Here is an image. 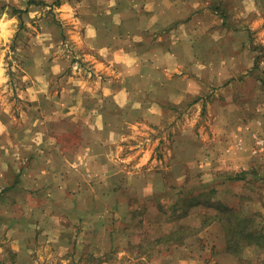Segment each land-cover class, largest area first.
I'll return each instance as SVG.
<instances>
[{
  "label": "crops",
  "instance_id": "crops-1",
  "mask_svg": "<svg viewBox=\"0 0 264 264\" xmlns=\"http://www.w3.org/2000/svg\"><path fill=\"white\" fill-rule=\"evenodd\" d=\"M65 2L64 34L72 64H80L65 72L69 49L60 48L59 40L37 44L42 56L30 47L27 85L16 94L24 106L15 109L13 102L14 108L0 111V153H8L0 157V179L1 168L14 174L0 183V201L13 192L48 196L52 205L71 209L85 238L96 241L101 234L89 229L87 217L108 203L122 208L135 190L132 176L147 161L142 148L132 169L122 153V142L138 128L136 114L152 121L169 105L203 101L212 66L216 79L226 80V65H253L250 43L252 34L264 36V0ZM53 43L58 51L44 47ZM253 101L258 104L256 96ZM69 194L87 200L78 205ZM24 221L28 226L34 220L22 216V226ZM29 236L35 238L33 232ZM185 254L173 248L157 264H194Z\"/></svg>",
  "mask_w": 264,
  "mask_h": 264
},
{
  "label": "rangeland",
  "instance_id": "rangeland-1",
  "mask_svg": "<svg viewBox=\"0 0 264 264\" xmlns=\"http://www.w3.org/2000/svg\"><path fill=\"white\" fill-rule=\"evenodd\" d=\"M65 1L78 2L0 0V111L24 106L16 94L27 85L30 47H36L33 55L42 56L37 44L59 40L60 48L69 49L64 55L71 65L65 72L79 66L71 62L74 55L64 34ZM250 44L254 64L226 65V80L216 79L218 69L212 66L203 101L169 105L152 121L136 114L138 128L122 142V153L132 169L142 148L149 153L147 161L132 176L135 190L124 197L122 208L108 203L111 207L87 217L93 223L89 229L100 232L99 240L86 239L71 209L52 205L48 196L7 193L0 201V264H157L173 248L189 252L194 264L198 256L201 264H264V249L247 246L237 258L225 249L220 223L212 218L205 225L200 218L214 214L217 205L235 206L243 214L256 213L264 227V36L252 34ZM44 47L58 51V44ZM7 156L0 153L1 159ZM1 171L0 183L14 177L10 167ZM70 195L78 205L87 200ZM22 216L34 221L22 226ZM180 225L193 234L163 244L162 236ZM60 236L68 239L60 243Z\"/></svg>",
  "mask_w": 264,
  "mask_h": 264
},
{
  "label": "trees",
  "instance_id": "trees-1",
  "mask_svg": "<svg viewBox=\"0 0 264 264\" xmlns=\"http://www.w3.org/2000/svg\"><path fill=\"white\" fill-rule=\"evenodd\" d=\"M242 174H235V177L237 178ZM215 207L216 212L214 214L200 216L201 222L206 225L213 218L220 223L224 230L225 249L227 252L237 258H241L242 252L247 246L254 245L264 249V227L260 226V221H257L256 213L243 214L235 206L217 205ZM187 229L183 225L178 226L176 229L174 228V230L171 229L162 236L163 244H176L184 241L186 236L193 234V232L186 231Z\"/></svg>",
  "mask_w": 264,
  "mask_h": 264
}]
</instances>
